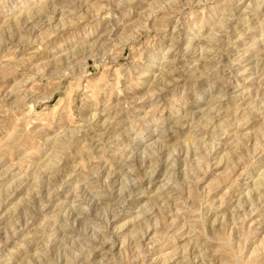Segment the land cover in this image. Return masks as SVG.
Listing matches in <instances>:
<instances>
[{
  "label": "rangeland",
  "instance_id": "374dc122",
  "mask_svg": "<svg viewBox=\"0 0 264 264\" xmlns=\"http://www.w3.org/2000/svg\"><path fill=\"white\" fill-rule=\"evenodd\" d=\"M0 264H264V0H0Z\"/></svg>",
  "mask_w": 264,
  "mask_h": 264
},
{
  "label": "bare ground",
  "instance_id": "6f19581e",
  "mask_svg": "<svg viewBox=\"0 0 264 264\" xmlns=\"http://www.w3.org/2000/svg\"><path fill=\"white\" fill-rule=\"evenodd\" d=\"M200 53H201V52H200ZM204 54H205V53H204ZM69 132H70V131H69ZM260 179H261V178H260ZM262 179H263V178H262ZM258 180H259V179H258ZM258 180H257V181H258ZM251 183H252V182H251ZM254 184H255V183H254ZM254 184H252V186H253ZM254 186H255V185H254ZM247 191H248V190H247Z\"/></svg>",
  "mask_w": 264,
  "mask_h": 264
}]
</instances>
